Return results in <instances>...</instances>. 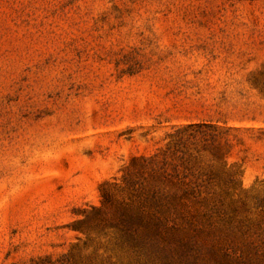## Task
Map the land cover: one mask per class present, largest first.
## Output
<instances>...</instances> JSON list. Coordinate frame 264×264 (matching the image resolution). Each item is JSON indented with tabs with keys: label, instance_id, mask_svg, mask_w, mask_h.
<instances>
[{
	"label": "rangeland",
	"instance_id": "rangeland-1",
	"mask_svg": "<svg viewBox=\"0 0 264 264\" xmlns=\"http://www.w3.org/2000/svg\"><path fill=\"white\" fill-rule=\"evenodd\" d=\"M0 264H264V0H0Z\"/></svg>",
	"mask_w": 264,
	"mask_h": 264
},
{
	"label": "trees",
	"instance_id": "trees-1",
	"mask_svg": "<svg viewBox=\"0 0 264 264\" xmlns=\"http://www.w3.org/2000/svg\"><path fill=\"white\" fill-rule=\"evenodd\" d=\"M152 193H153L152 197L154 198L153 200L155 202H159L164 208L169 207V204L176 203L178 200H181L182 195H183V194H179L176 192V193H171V194H164L161 196L158 193H156L155 190ZM126 216H128V219L131 222V224L135 223L134 222L135 213L130 211L126 214ZM161 227H163V223L162 224L148 223L146 227L144 228V230L138 233L137 237L142 241L146 239L147 240L146 243H150V246L152 248L159 249V241H160L159 238L162 237L164 234V231L162 230ZM164 229H165V226H164ZM134 238L135 236L132 237L133 243L136 244L138 240H134Z\"/></svg>",
	"mask_w": 264,
	"mask_h": 264
}]
</instances>
